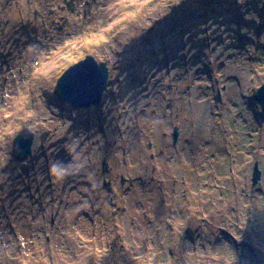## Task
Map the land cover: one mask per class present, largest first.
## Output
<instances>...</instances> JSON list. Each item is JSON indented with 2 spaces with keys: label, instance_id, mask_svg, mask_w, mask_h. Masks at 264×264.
<instances>
[{
  "label": "rangeland",
  "instance_id": "374dc122",
  "mask_svg": "<svg viewBox=\"0 0 264 264\" xmlns=\"http://www.w3.org/2000/svg\"><path fill=\"white\" fill-rule=\"evenodd\" d=\"M15 2L0 0V264H264V0H24L8 30ZM34 25L52 29L37 81L15 56ZM87 55L109 85L74 110L55 88ZM180 69L192 95L170 81ZM25 84L36 92L12 115L5 99ZM26 128L33 157L19 162ZM54 163L71 174L58 182Z\"/></svg>",
  "mask_w": 264,
  "mask_h": 264
},
{
  "label": "water",
  "instance_id": "95a60500",
  "mask_svg": "<svg viewBox=\"0 0 264 264\" xmlns=\"http://www.w3.org/2000/svg\"><path fill=\"white\" fill-rule=\"evenodd\" d=\"M67 1V0H65ZM70 5V4H69ZM73 9V6H69ZM110 71L106 63H101L92 55L69 67L58 79L55 94L58 99L78 109L97 107L102 104L105 91L108 88ZM220 99V96H218ZM254 101L264 107V85L254 92ZM46 134L42 136L45 140ZM34 134L29 130H23L13 141V157L23 161L32 156ZM178 130L174 129L173 139L176 141ZM106 160L103 170L106 171ZM261 178V170L256 162L253 167L252 184L256 185Z\"/></svg>",
  "mask_w": 264,
  "mask_h": 264
},
{
  "label": "bare ground",
  "instance_id": "6f19581e",
  "mask_svg": "<svg viewBox=\"0 0 264 264\" xmlns=\"http://www.w3.org/2000/svg\"><path fill=\"white\" fill-rule=\"evenodd\" d=\"M16 1L17 2L13 3L14 5H12V3H10L8 5V7L5 6V9H6L7 13H8L4 17H2L4 22L7 24V27H5V29L9 30V26H12L11 28L17 27L19 25L18 24L19 20H18L17 14L19 16V13H22L21 17L23 16L24 9H25V5L23 4L24 0H16ZM116 1H119V0H116ZM75 25L76 24L74 23V26ZM45 27L46 26H44V27H39L38 26L37 27V31L35 33H33V34L27 35L25 37V40L19 39V41L20 40L21 41L18 44V49H17L16 54H15L17 59L21 63L24 64V66L22 65L21 67L22 68L25 67L27 69V71L32 73L31 81H37V79H38V77L40 75H35V74L41 72L40 66H43L44 67L43 69H45L52 62V60H51V62L49 61V57H48L49 55L50 56L52 55V52L51 51L49 52L50 45L49 44L46 45L44 42H42L44 37H50L52 35V32H51L52 29H51L50 26H48L47 28H45ZM11 30L12 29H10V31ZM177 31H179V30H176V32ZM31 35L33 37H31ZM13 37L14 38H18V37H20V35L16 34V33H13L10 38H13ZM33 41H36L37 45H33ZM6 57H7V55H6ZM57 58H59V55H57L55 53L53 55V60H55ZM46 60H48V63L45 64ZM35 64L37 66H35ZM176 66H177V63H174L171 66V68H174ZM31 67H34V68L31 69ZM184 67H188V66H184ZM205 67L207 68V65H205ZM2 71H4L3 68H2ZM5 74H6V72H5ZM205 74H206V72L203 73L202 75H205ZM6 78H7V76L4 79H6ZM173 78L174 79L175 78H180V80H182V88L183 89H188L190 91L191 95L193 94V87H189V86H190V84H194L195 79L188 77L186 75V72L183 69L178 70L175 75L171 76V79H170L171 82L174 81ZM18 87H20L21 90H20V88H17V90H16L17 94L16 93H11L5 99L6 103L9 105L8 109L11 110L12 115H13L14 111H16V113H19V112L25 113V111H26V99H27L29 94H32V93L36 92V88H37L34 85H29L28 88H27V84L22 85V86L19 85ZM71 107H73V106H71ZM73 109L74 110H82V109H78V108H75V107H73ZM83 109H89V108H83ZM3 114H5V113H3ZM0 115H1V112H0ZM10 117H8V119H11ZM132 118L133 117H131V120H132ZM1 123H2V121L0 122V124ZM48 126L52 127L53 124L51 122H48ZM3 136L4 135H2L0 133V150H3L5 148H7V146H8V143L3 140L4 139ZM5 136H7V137L9 136V130H7L5 132ZM59 140H60V138H59ZM59 140H55V142H57V141L59 142ZM79 145L81 147V143ZM13 148H14V144L12 143V150H13ZM89 150H90V147H87V146L84 147V149H83L84 155H88ZM32 157H33V154H32V156L30 158H32ZM6 161L8 162L10 160H6ZM4 162H5V160L3 159V154L0 152V169L3 167V163ZM108 166H109V164L107 163V170H108ZM7 169L8 170H6V169L5 170L9 172V179L12 182V181H14L15 168H14L13 165H11L10 167H7ZM107 170H106V172H107ZM8 187H10V185ZM86 211L88 212V208H86ZM94 211L96 212L95 209H94ZM107 224L109 225V227H111V225H112L111 219L107 222ZM16 227L21 228V227H23V225H21V227L19 225H16ZM106 234L107 233L104 231V229H102L99 232V234H98V239L103 241L104 245H107L109 243ZM27 257H26V259L28 260V263L30 264L29 258H27ZM22 260H24V259H22Z\"/></svg>",
  "mask_w": 264,
  "mask_h": 264
},
{
  "label": "clouds",
  "instance_id": "9594fccd",
  "mask_svg": "<svg viewBox=\"0 0 264 264\" xmlns=\"http://www.w3.org/2000/svg\"><path fill=\"white\" fill-rule=\"evenodd\" d=\"M49 174L58 182L63 181L68 175H70L71 173H69L66 170V167L60 163H54L50 166L49 169Z\"/></svg>",
  "mask_w": 264,
  "mask_h": 264
},
{
  "label": "flooded vegetation",
  "instance_id": "af4514ba",
  "mask_svg": "<svg viewBox=\"0 0 264 264\" xmlns=\"http://www.w3.org/2000/svg\"><path fill=\"white\" fill-rule=\"evenodd\" d=\"M37 15V13L35 14ZM34 20H36V18H34ZM1 25V24H0ZM33 30L36 31V25L33 26ZM2 31V26H0V32Z\"/></svg>",
  "mask_w": 264,
  "mask_h": 264
}]
</instances>
